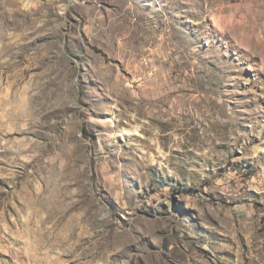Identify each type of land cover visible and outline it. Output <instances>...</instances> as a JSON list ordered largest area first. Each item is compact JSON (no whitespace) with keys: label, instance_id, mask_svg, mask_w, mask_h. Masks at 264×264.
<instances>
[{"label":"rangeland","instance_id":"obj_1","mask_svg":"<svg viewBox=\"0 0 264 264\" xmlns=\"http://www.w3.org/2000/svg\"><path fill=\"white\" fill-rule=\"evenodd\" d=\"M0 264H264V0H0Z\"/></svg>","mask_w":264,"mask_h":264}]
</instances>
